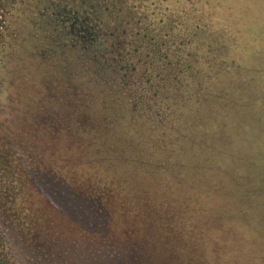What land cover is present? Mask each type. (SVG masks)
Segmentation results:
<instances>
[{"label":"rangeland","instance_id":"1","mask_svg":"<svg viewBox=\"0 0 264 264\" xmlns=\"http://www.w3.org/2000/svg\"><path fill=\"white\" fill-rule=\"evenodd\" d=\"M7 4L12 13L5 20L13 43L6 52L11 58L8 91L14 111L24 102L38 101L40 96L33 100L36 89L43 88L44 99L48 86L68 92L65 78L78 70L76 51L67 52L63 61L58 56L41 62L32 57L45 50L52 33L47 20L61 7L68 17L83 8L91 11L104 34L100 46L105 51L115 48L116 41L125 43L132 33L146 41L157 28L170 30L176 24L172 15L188 23L189 34L202 41L200 59L195 61L198 78H192L184 63H177L160 82L144 81L139 68L127 62L132 76L123 91L109 81L87 83L89 77L81 76L75 84L82 89L93 120L124 117L103 131L82 134L91 144L90 137L97 143V137L101 139L96 149H113L112 160L97 161L105 182L115 184L125 198L147 202L139 212L151 211L164 222L169 245L180 243L187 249L186 263L264 264V41L259 10L250 9L257 19L241 36L237 29L230 32L218 23L205 24L179 5H169L164 12V5L158 11L149 4L129 7L115 0ZM228 10L221 5L219 11L222 15ZM191 60L189 56L185 63ZM136 97L139 102L132 106ZM12 123L4 132L18 137L22 124L17 116ZM65 146L75 148L68 142ZM24 228L0 197V234L15 262L55 264Z\"/></svg>","mask_w":264,"mask_h":264},{"label":"trees","instance_id":"2","mask_svg":"<svg viewBox=\"0 0 264 264\" xmlns=\"http://www.w3.org/2000/svg\"><path fill=\"white\" fill-rule=\"evenodd\" d=\"M7 1L0 0V197L11 213L55 264H188L187 249L180 243L169 245L164 222L151 211L139 212L147 202L125 198L115 184L105 182L97 161L112 160L113 149H96L101 139L97 143L90 137L91 144L83 135L103 131L124 117L93 120L76 79L109 81L123 91L131 68L100 46L104 34L91 11L83 8L68 17L61 7L47 20L52 33L45 50L32 57L41 62L58 56L63 61L67 52L76 51L78 70L65 78L68 92L48 86L44 99L43 88L36 89L33 100L40 96L38 101L24 102L14 111L8 91L11 58L6 52L13 43L5 20L12 13ZM13 116L22 124L18 137L4 132L12 127ZM65 142L75 148L65 149ZM0 264H17L1 234Z\"/></svg>","mask_w":264,"mask_h":264},{"label":"snow or ice","instance_id":"3","mask_svg":"<svg viewBox=\"0 0 264 264\" xmlns=\"http://www.w3.org/2000/svg\"><path fill=\"white\" fill-rule=\"evenodd\" d=\"M115 2L121 6L126 4L129 7L133 3L149 4L158 11L161 10L160 5H164V12H167L169 5H179L181 8L188 9L190 16L203 23H218L220 27L230 32L237 29L241 36L244 35V29L254 27L257 18L250 15V9L257 8L262 33L261 39L264 41V0H115ZM221 5H227L230 10L221 15L219 11ZM196 9H200V11L197 12ZM232 10H235V13ZM245 17L250 18L245 19ZM171 18L176 20V24L170 26V30L165 29L161 32L157 28V32L152 33L146 41L140 39L136 33H132L131 38L125 43L114 42L116 47L109 50V55L117 62H127L138 67L139 78L144 81L160 82L177 63H184L192 78L196 80L200 70L195 66V61L200 59L197 53L202 41L199 40V37L189 34L191 29L184 20H178L175 15H172ZM186 19H190V17H186ZM236 35L237 33H233V43L237 42ZM189 56L192 57V60L185 63Z\"/></svg>","mask_w":264,"mask_h":264}]
</instances>
